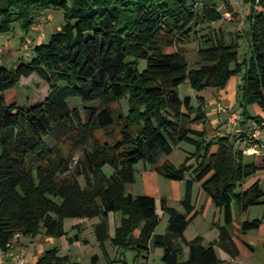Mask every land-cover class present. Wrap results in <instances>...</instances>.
<instances>
[{"label": "trees", "instance_id": "1", "mask_svg": "<svg viewBox=\"0 0 264 264\" xmlns=\"http://www.w3.org/2000/svg\"><path fill=\"white\" fill-rule=\"evenodd\" d=\"M246 1V33L229 36L215 25L225 14L214 0H0L5 37L14 35L15 23L29 33L50 8L63 10L65 20L47 40L35 39L29 54L14 65L0 62V249L9 250L16 233L59 238L68 234L67 219L101 217L107 234L99 239L102 246L110 238L119 249L145 257L159 247L161 264H225L217 248L233 258L240 255L234 206H264L258 182L238 190L258 170L244 161L240 144L247 133L209 138L195 127L207 120L205 96L181 97L179 88L189 81L198 92L222 90L240 76L243 125L248 105L264 109V0ZM241 37L248 46L244 54ZM193 42L199 60L191 68L186 54ZM142 60L147 61L144 70ZM33 74L48 83L45 98L27 106L7 103L6 91ZM183 143L195 150L177 166L170 155ZM140 162L169 179L187 181L185 212L161 202L169 216L164 233L155 232L161 221L156 198L127 191ZM194 182H201L224 216L218 239L208 244L201 235L185 236L199 212L192 202ZM118 211L122 221L110 237L108 218ZM263 222L264 217L246 220L240 232ZM69 261L56 247L35 264Z\"/></svg>", "mask_w": 264, "mask_h": 264}, {"label": "crops", "instance_id": "2", "mask_svg": "<svg viewBox=\"0 0 264 264\" xmlns=\"http://www.w3.org/2000/svg\"><path fill=\"white\" fill-rule=\"evenodd\" d=\"M0 34V41L5 38ZM12 44L14 41L9 42ZM12 46L10 48H12ZM9 60V63H12L14 59L7 57ZM6 59V58H5ZM3 62V60H1ZM241 77L235 76L232 77L229 84L225 89L217 90L214 88V93L211 97L205 96V92L202 94L206 98L207 106L205 107L206 113H207V120L206 123H198L195 125L197 129L200 130H206L207 136L209 138H213L216 135H225V134H231V129L228 126L226 122L227 114L233 110L240 108L243 111V108L240 107L239 101H238V86L240 83ZM252 111L249 110L247 107V115L248 117L246 119V125L251 126L255 123H258L261 125L262 128V138L264 140V109L259 104H252ZM258 116L260 121L254 117ZM241 147H246L245 142H241ZM191 147L185 148L182 145L175 148V150L170 155V160L177 166L181 165L178 164V161L174 159V152L180 148L182 150L181 154V161H185L184 159L187 158L189 155L188 153L193 152L195 150V147L190 144ZM244 161L246 163H255L258 167L257 172L248 178L242 185L238 187V190H247L249 189L254 183L258 182L262 189H264V154L262 155H254V154H245ZM192 163H195L194 160H191ZM183 163V162H182ZM139 164V163H138ZM137 164V174H136V180L135 182L127 185V191L131 192L133 195H141V194H148L151 196H154L157 200V210L159 213L160 208L162 207V200L165 199L167 201V204L170 207L176 208L180 212H185V209L182 205V200L185 198L186 192H187V181H176L167 178L166 176L160 174L158 171L153 169L150 163L142 162L141 165ZM190 178V176L188 177ZM192 202L195 205V211H199L196 218L189 224L185 231V236L187 239H192L198 235H201L204 237L205 244H208L210 242H213L218 239L219 237V225H224V216L222 211L215 205L213 202L212 197L209 195L207 191H205L202 188L201 182H194L192 187ZM255 206H262L264 211L263 205H255ZM254 206L249 207L247 210H242L239 206H234V215L237 213V218L234 220V241L239 249L240 255L236 258H233L228 254L226 251H224L221 248H217V252L220 258L226 260L225 264H249L247 262H244L242 257H251L256 254V252L259 251V247L261 244H264V222L261 224V226L256 229L250 230L247 233H241L240 228L242 222L246 220H251L255 218H261L263 216H254L251 218L250 212L251 209ZM164 213V212H163ZM161 219L163 215L167 216V221L169 220V216L167 214H162ZM111 213L108 218V234L110 237L113 236L112 232V224H111ZM73 224L72 226L76 224H80V228L76 227L70 231H68V234L63 237H51L47 236L44 233L39 234L35 237L32 236H21L19 240L15 243V252H22L30 256L32 262L35 264L40 257V255L43 254V252L50 248H59V245L57 244L58 240H63L64 245H66V241L69 242V249L72 250L73 247L82 245V243H88L90 240L87 238H84V228L88 226L87 224H91L94 228V233L96 236L97 241L100 243V246L102 247L104 253L106 256L110 255L109 247L106 245V241L110 240L107 239L104 243V245H101V242L99 239H103L107 234L105 232V228L102 226V219L101 217H94L91 219H72L71 221ZM202 224H205L207 227H211L212 232L211 234L214 235L213 238H209L204 235L205 232L202 231ZM168 225V224H167ZM190 226H196L199 227L197 232H193L192 234H188V228ZM157 229V228H156ZM73 237V239H70ZM243 241H246L250 243L254 250L251 251L244 243ZM112 244V243H111ZM112 246H114L112 244ZM114 249L116 246L113 247ZM118 248V247H117ZM61 249V248H59ZM117 252H119L118 249H116ZM153 249H151L148 256H144L145 253L140 254V256H144L146 261L149 260L151 253ZM188 254V248H184V255ZM70 257V261L66 264H80L79 261L74 259L73 253L66 254ZM139 255V254H138ZM163 255V254H162ZM264 255V253H263ZM262 258H264V256ZM93 256H96V258L91 259L92 264H96L100 260L99 254H95ZM242 256V257H241ZM110 257V256H109ZM94 261V263H93ZM124 261V260H123ZM126 262V261H124ZM264 262V261H263ZM0 264H13V257H6L4 260H0Z\"/></svg>", "mask_w": 264, "mask_h": 264}, {"label": "rangeland", "instance_id": "3", "mask_svg": "<svg viewBox=\"0 0 264 264\" xmlns=\"http://www.w3.org/2000/svg\"><path fill=\"white\" fill-rule=\"evenodd\" d=\"M215 3H217L218 8L224 12L225 18L221 21L216 23L215 25L223 27L227 32L229 36H236L237 34H243L246 33V29L248 26L247 23V16L250 12V3H248L246 0H214ZM228 1V2H227ZM229 3V5H228ZM231 16V19L229 20L228 17L229 15ZM41 17H39L40 20ZM42 22L38 24V26L33 27L32 30H30L29 33L23 32L22 28L17 24H13V27L16 29L15 31H12V34L14 35H8L5 37L3 35V38L0 41V62L1 60L5 61L9 60L7 57H10L14 59L12 63H9L8 61L6 64L9 66L14 65L17 63L18 58L23 55L29 54L28 52V47L32 43H34L35 39H43V38H48L52 33H54L56 30H58L62 24L65 23L64 20V11L61 9H56V8H50L47 9L45 13H43ZM42 23V24H41ZM44 40H47V39ZM242 38V37H241ZM245 37H243L240 41L241 44V54H244L247 51V45L244 44L245 42ZM37 39V40H38ZM13 46L11 43L12 42ZM12 46V48H10ZM187 60L189 61V65L191 68H194L197 66V62L199 60L198 53H197V43L193 42L188 44V51L186 54ZM6 58V59H5ZM147 66V61L142 60L140 62V70H144ZM49 91V85L48 83L43 80L40 76L37 74H33L32 76L28 78H23L20 85L12 88L8 91H6L5 96L7 103H17L19 106H27L30 104H37L35 102H40L42 101L45 96L47 95ZM206 91V92H205ZM203 92H198L197 90L193 89L189 83V81L184 82L180 88H179V93L181 97H186V96H193L196 98L197 95L203 94L204 92L206 93L205 96L211 97L212 94L214 93V88H208ZM194 98V101L196 99ZM207 103V102H206ZM207 106V105H206ZM115 107H118L115 105ZM123 107L125 110H127V103L126 101H123ZM250 111H252L253 105H248L247 106ZM260 125V124H259ZM261 126V125H260ZM97 136L99 139H103L101 131L97 132ZM183 147L188 148L191 147L190 144L188 143H183ZM181 154L182 150L177 149L174 152V159L178 161V164H182L185 161H181ZM190 154V153H188ZM81 155V151L77 152V157ZM186 160V158L184 159ZM142 162L139 164L141 165ZM138 164V165H139ZM103 171L107 174H109L112 169L109 166H106ZM159 213H163L162 207L159 210ZM263 216L264 211L262 206H254L251 209L250 216L253 218L254 216ZM237 213L235 214V219L237 218ZM111 224H112V234L114 236L116 227L121 224L122 221V213L120 211L118 212H111ZM252 220V219H251ZM72 219H67L65 222V227L67 231H70L73 229L72 226ZM167 216L163 215L159 225L157 226L156 233H164L167 228ZM84 228V238H87L90 240L88 243H82V245H78L73 247L72 250L69 249V242L66 241V245H64L63 240L57 239L58 242L57 244L59 245L60 249V254L61 255H66L68 253H73L74 254V259L79 261L80 264H92V257L95 254H99L100 260L96 264H161L162 263V254L163 250L161 248H154L151 256L148 261L144 258V256L138 255L137 250L133 249H120L119 248H113L112 246V240L106 241V245L109 247L110 250V257L106 256L104 253L102 247L100 246V243L97 241L95 233H94V228L91 224H87ZM202 231L205 232L204 235L213 238L214 235L211 234L212 228L205 226V224H202ZM199 227L196 226H190L188 228V234H192L193 232H197ZM256 231V229H255ZM259 251L256 252L255 255L251 257H242L244 262H247L249 264H264V258H262L261 255L264 253V244H261L259 247ZM119 252H117V250ZM188 254L184 255V259H186ZM264 256V255H263ZM10 257V256H8ZM126 262H124V261ZM228 264V263H227ZM234 264V263H230Z\"/></svg>", "mask_w": 264, "mask_h": 264}, {"label": "built area", "instance_id": "4", "mask_svg": "<svg viewBox=\"0 0 264 264\" xmlns=\"http://www.w3.org/2000/svg\"><path fill=\"white\" fill-rule=\"evenodd\" d=\"M229 15V14H228ZM228 19H231L229 15ZM42 24V23H41ZM244 115L240 108L231 110L226 117V122L231 129V133L243 134L247 133L248 140L243 141L246 143L244 152L246 154L262 155L264 154V140L262 138V128L258 123L251 126L243 125ZM22 235L16 233L13 241L8 244L9 250L0 249V260H4L8 256L13 257V264H34L25 253L15 252L11 247L16 243Z\"/></svg>", "mask_w": 264, "mask_h": 264}]
</instances>
